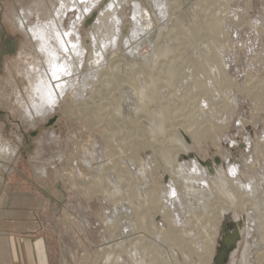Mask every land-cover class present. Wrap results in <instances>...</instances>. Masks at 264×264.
Masks as SVG:
<instances>
[{"label":"rangeland","instance_id":"rangeland-1","mask_svg":"<svg viewBox=\"0 0 264 264\" xmlns=\"http://www.w3.org/2000/svg\"><path fill=\"white\" fill-rule=\"evenodd\" d=\"M9 1L0 0V101L3 95L10 97L9 104L0 103V176L5 178L6 186L0 192V234L5 237H3L5 242L8 240L12 244L10 251L12 259L8 256L7 246L2 239L0 264H106L100 255L105 244L103 242L107 240L101 238L100 231L102 228L112 230L113 225L119 221L117 216H122L125 210L120 209L119 198H114L115 202L104 208L105 202L102 203L91 194L96 189L108 192L119 187L110 177L111 169H107L110 160L116 161L123 171L124 178L127 173L130 176L131 186L123 184L122 191L125 192L127 189L129 193L131 189L130 196L136 190L142 192L144 189L139 194L140 201H134L130 207L134 210L139 207L144 215H148L146 222L148 223L151 219L149 215L156 214L146 209L149 203L145 202L149 197L147 190L157 189L158 196L164 204L168 200L166 198L169 189L164 182L169 178L164 169H169L171 164L166 163L162 169L164 163L159 161L158 157H162L168 150L175 152L174 150L178 149L179 143L172 134L174 130L183 128L200 133L195 142L191 141L190 144L193 146V155L201 158L203 162H213L218 157L223 163L221 157L225 154L224 151L228 150L231 155L230 162L232 164L240 162L243 171H247L245 181L250 182L253 190L258 187L255 194L258 196L253 201L239 202L236 210L241 216V222L246 221V213L254 215L255 230L250 238L253 255L250 260L252 264H264V0H226L228 3H222L223 6L219 5L221 0H201L200 5L194 8L198 17H194V12H191L192 14L189 13V16L192 15L191 19H188L191 0H188L185 6L184 0H174V6L182 4L183 9H180L179 5V7L176 5L175 9L173 7L174 14L178 8L181 12L178 19L175 16L176 25L161 28L160 35H157L156 41L159 44L155 41V45L167 44L169 41L170 49L163 54L161 66L151 69L153 77L151 80L156 79V83L159 84L152 97L144 98V101L149 103L148 112L143 114L140 108L134 105L133 95L127 92L126 87H116L117 84L124 86L126 81L117 78L122 83L116 80L115 85L102 87V92L91 93L86 100L82 99L83 101L75 103V106L68 108L69 105H63L37 125L25 121L19 112L21 107L16 96L22 100L29 92L26 93L28 87H17L24 83V77L17 73L15 62L27 44V38L14 26L15 23L10 21L13 16L21 17L22 4L16 0H12L13 3ZM12 4H15L16 8L9 11ZM131 5L133 15L126 28L125 26L123 28L125 37L119 40V46L123 50L143 42L135 43L136 37H146V34L154 29V22L142 20V16L140 19L136 15L138 13L136 4L132 2ZM138 7L140 8L139 4ZM215 17L223 20L217 32L213 31L216 34L203 24L210 19L213 21ZM211 21L209 23L212 24ZM89 23L90 20L87 24ZM211 40L216 41L219 46L217 55L219 58L221 56L225 63L220 71L214 65L215 62H210V59L204 56L208 55L207 49ZM147 50L148 48H145L140 53ZM201 58L202 60H199ZM172 69L177 70L173 72ZM140 75L139 73L137 76ZM196 80L205 82L207 87L204 86V89L195 87ZM123 97L127 107L125 117L117 114L115 109ZM111 108L114 110L112 113L109 110ZM30 111L33 112V108ZM163 112L168 118L166 129L155 136V130L147 124L149 122L146 117L153 116L151 122H154ZM140 116H145L141 117V120L147 122L137 123L138 127L135 123ZM249 134L254 143L247 151L242 152L245 148L234 143L240 142L243 137L247 138ZM256 143L258 148L254 147ZM233 144L235 146H232ZM179 153H182V150ZM16 156L14 162L7 161ZM85 160L98 164L100 168L87 167ZM33 162H43L47 171L45 177L36 175ZM134 168L145 174L143 178L141 172L135 171ZM93 170L95 171L91 173ZM103 174L108 176L110 184L102 182ZM138 183L140 186H137ZM89 188L94 190L90 193L87 190ZM242 194L250 197V192L242 191ZM218 196L223 206L229 202L226 190L218 192ZM144 197L147 200H144ZM216 202V199L212 200L214 208L217 207ZM81 205L88 207L82 209ZM87 208L89 209L87 220L91 226L86 227L83 233L80 230L83 225L81 213ZM142 208H145L147 213ZM210 209L204 214L193 210L190 212L191 216L188 215L189 219L187 216L186 227L184 225L180 228L181 235L184 236L188 232L186 236L188 239L185 236V239H182L185 240L187 247L178 242L182 236L175 242L165 239L164 233L170 230V226L162 223V217L152 219L153 227L151 225L149 230L140 234L144 235L145 242H150L149 250L154 249L146 250L145 258L149 257L150 252L155 253L159 249L165 258H169L164 264L171 261L173 264H201V258L204 256L199 253L200 247L196 249L194 246L205 243L206 235L210 233L211 222L214 219L211 217L217 211L214 213V209H211L212 211ZM123 216L119 224L125 223L126 215ZM134 222L135 220H132V223ZM125 224L119 225L114 231V235L118 237H114V241L121 237L126 229ZM85 231H88L87 234ZM188 235H192L193 239ZM222 236L221 232V239ZM241 236L239 249L244 240V229ZM71 243L77 246L73 254L68 253L67 249V245ZM239 253L235 257L236 262Z\"/></svg>","mask_w":264,"mask_h":264},{"label":"bare ground","instance_id":"bare-ground-1","mask_svg":"<svg viewBox=\"0 0 264 264\" xmlns=\"http://www.w3.org/2000/svg\"><path fill=\"white\" fill-rule=\"evenodd\" d=\"M16 1H18L19 4H22V14L21 17L13 16L10 21L15 23L14 26H16V28L19 29L27 38V44H25V46L23 47L19 59L15 62V69L17 70V73L20 76L24 77V83L21 86L17 85V87H28L26 89V93L29 92L28 95L25 96V98L22 100H20L21 97L16 96L21 107V109L19 110L20 115L25 119V121L30 124L32 123L33 125H37L41 121H45L47 117L53 115V113L60 109L61 106L69 105L68 108L71 106H75V103H79L80 100L87 98L91 93L96 92V94H99L100 92H102V87L110 85L112 86V84L115 85V81L117 80V78L124 79L126 81L124 83V86L122 84H117L119 86L116 85V87H126L125 89L127 90V92H130L133 95L134 105H137L143 114L148 112L149 103L145 102L144 98L150 96L152 97L154 90L156 89V87H158L157 85L159 84L158 82L156 83V79L151 80L153 78L151 69L160 65L163 54L167 53L168 49H170L168 45L169 41L167 44L163 45H155V41L157 40V35H160L161 33V28H165L170 25H176L175 16L177 17V19L181 16L179 8H182V4H175V6L177 5L176 7H180L174 14L173 7L174 9L176 8L173 4L174 0ZM184 1L185 3L183 5L185 6L188 0ZM200 1L201 0H191L192 6L191 10L188 8L190 10V12H188V16L189 13L194 12L195 7L200 5ZM9 2L13 3L12 0H10ZM132 2L136 4L135 8L138 9V13L136 15L139 16L140 19H142L143 17L142 20H150L154 22V29L150 33L146 34V37H136L135 43H138L140 41L143 42L135 45L133 48L130 46L129 49L123 50L119 46V40H122L125 37L123 28L124 26L126 28V25L130 22L131 15H133L131 14ZM222 3L228 2H226V0H221L219 5H221ZM138 4L140 5V8L138 7ZM13 8H16L15 4H12L10 6L9 11H11ZM153 9H156V11ZM191 14L190 16H192ZM193 16L198 17V14L194 12ZM211 16H213L212 12ZM188 19H191V17ZM211 19H213V17ZM89 20L90 23L88 25L87 22ZM209 22L204 21L203 24H205V27L207 26L208 29L210 28L212 33L216 34L213 31L216 30L217 32V29L219 28L220 24L222 25L223 20L215 17L214 20L211 21L213 22L212 24ZM181 23L182 21H180L179 24ZM156 42L157 44H159L158 41ZM146 43L147 45H145ZM217 47L219 46L216 44V41L213 40L208 47L209 49H207L208 55L205 54L204 56H207L210 59V62H215L214 65L220 71L222 70L225 63L222 61L221 56L219 58V56L217 55ZM145 48H148L147 52L145 51L143 53H140ZM119 51L120 54H118ZM135 57H138V59H134ZM199 60H202V58ZM172 70L173 72H175L177 69ZM139 73L141 75L137 76ZM198 76L200 75L198 74ZM12 79L15 84L14 76ZM147 79H149V81ZM120 83H122V81ZM195 83V87L204 89V86H206L205 82H202L200 80H196ZM208 86L211 87L212 85ZM1 87L3 88V85ZM140 87H142L143 90L140 91ZM159 98H161V96ZM9 102L10 97L8 98L5 95L1 97L0 103L9 104ZM158 102L157 104L160 105V102ZM32 108L33 112L30 111ZM115 109L117 110V114L121 115L122 117H125L127 115L125 97L121 99L120 105ZM109 110L110 113L114 111L112 108ZM154 114L152 113V115ZM159 115L160 116L157 117L154 122H151L153 116L151 118L148 116L146 117L147 121L149 122L147 124H150L149 126H151V128L155 130V136H158V132H160V134L163 133V131L166 129L165 125L168 122L166 113L164 114L163 112ZM141 117L145 116H140L138 119H136L137 122H134L136 125H138L139 122H147L145 120L142 121ZM138 130L139 129H137V131ZM134 134L136 135V133ZM199 134L200 133L194 130H186L185 128L178 129L176 131L174 130L172 137H174L175 140L179 143L178 149H175V152H169L170 150H168V152L163 153L162 157H158V160H161L163 161L162 163H164V166L161 167L162 169L165 168L166 163L171 164L169 169H164L166 171V176H168L169 178V180L166 179L164 182V184L168 185L167 189H169L166 198L168 200L166 204H164V202H162L158 196L157 189H153L152 187L153 190H147L149 191V197H147L148 200L145 197L143 198L144 200H147L145 201L146 203L149 202V205H146L148 206L146 209L148 212H155L156 214L155 216L152 214L154 217L151 216V214L149 215L151 219L149 217L150 221H148V223H146L148 215H144L139 207H137L136 210L130 207L131 203H135L134 201H140L139 196L141 195L139 194L142 193L144 189H142V192H140L139 190L135 191L133 187L135 192H131L132 194L130 196L129 193L131 189L129 193L127 189L125 192L122 191L121 188L124 186L123 184H130V176L127 175V173L125 178L123 177V171L119 168V165H117L115 160H113L115 162L110 160L111 163L108 165L107 169H111L110 177L116 181L117 187H119L114 190L110 189L108 192L104 190L100 191L99 189L94 190V188L87 189L90 193L92 192V190H94V192H92L93 194L91 195L97 197L100 201H102V203L105 202L103 203L104 208H108L110 203H114V198H119L120 202H118V205L120 209L125 210L122 216L126 215L124 218L126 229L122 232V235L121 237H119V239H117L116 241L113 240L114 237L118 238L114 235V231L117 230V227L119 225H124L122 223L119 224V221L123 220L122 216H117V218H119V221H117L115 225H113L112 230L107 231L106 228H102L100 231L101 238L107 240L106 242H103V244L105 243L104 246H102V248L100 247L102 251L100 257L101 259H104V263L164 264V262H166L169 258H165L164 254H162L159 249H157L158 251L156 250L155 253L150 252V254H152H149L148 258H145L144 255V253L147 255V253L145 252L146 250H154L151 247V249L149 250L148 246L151 245H149L150 242H145L146 239L145 237H143L144 235H140L141 233H143V231L149 230L151 228V225L153 227V223L151 222L152 219L162 217V223L168 227L170 226V230H168L167 233H164L165 239H171L175 242L177 241V238L179 239L182 236L180 241L178 242H180L179 244H182L183 247H187V245L185 244V240L182 239H185L184 236L186 237L188 232L183 236L181 235L182 231L180 229L183 228L184 225L186 227L188 223V220H186L187 216L190 214V212L192 213L193 210H198L200 211V213L204 214L205 211H209L210 207L213 206V208L211 207V209H214V213L216 210L217 211L213 215V217H211L214 219L211 222V230L208 234L209 236L206 235L207 239L205 243H196L197 245L194 246V244L193 246L196 247V249L200 247L201 252L199 253L204 256V258H201V264H215L217 253L221 248V232L223 235V227L225 223L229 220H233L235 224L239 223L238 221L241 222V216L238 215V211L236 210V208H238V206L240 205L239 202L244 203L246 200L253 201L254 198L258 196V194L255 195L258 191V187L254 188L253 190L250 182L247 183L245 181V174L247 171H243V167L241 166L240 162H237L235 164H232L230 162L231 155L228 150L224 151L225 154H223L221 157V159H223V163L221 161L219 164H216L215 162L218 157L215 158L213 162H203L201 158L193 155V146H191L190 144L191 141L192 143L195 142V139L198 138ZM136 139L139 140V138ZM191 139H193L194 141ZM237 143L238 145L240 144V147L245 148L242 149V152H245L250 148V146L253 145L254 142L252 137L250 138L249 134L247 138L243 137V140H241L240 142L235 141L234 144ZM234 144L232 146H235ZM257 146L258 144L256 143L254 147L258 148ZM181 150L182 153H179V151ZM43 153H45V151ZM40 157L38 158L42 159ZM16 159L17 156L14 158H10L7 161L14 162ZM251 162L254 163L253 160ZM113 163H115V165ZM85 165L91 169L95 166L96 168H100L98 164L92 163L89 160H85ZM33 166L35 168L36 175L38 174L44 177L45 175H47V171L43 166V162H33ZM139 166L137 168H139ZM3 167L6 168L5 165H3ZM103 167L104 165L101 166V168ZM134 170L140 171L142 178L143 175H145L140 169L136 170L134 168ZM94 171L95 170H93L91 173H93ZM101 180L107 185L110 184L109 178L108 176H106V174H103ZM129 186H131V184ZM137 186H140V183H138ZM5 187V178L0 176V192L4 190ZM222 190H226V193L229 197V202L224 204V206L220 203L218 196V192ZM242 191L250 192V197L247 198L243 196ZM213 199L217 200V207H215L216 209L214 208L215 205L212 204ZM208 201L209 203H207ZM81 206L82 209L88 207L86 205ZM146 209L142 208L143 211L145 210V213H147ZM211 209L210 211H212ZM88 213V208L87 210L85 209L83 213H81L83 216V219L81 220L83 225H81L82 227L79 228L82 232L84 231V229H86V227L91 226L90 222H88L87 220L89 219ZM209 214L211 213L209 212ZM108 218L112 219L110 217ZM132 220H135V222L132 223ZM242 223L243 226L238 232V235H241V231L244 229V240L241 245V249H239L240 241L237 243L238 239L234 240L235 242L233 241L232 244L235 243L236 246L237 243V246L231 253L227 264H252L250 257H252L253 255H251V251L253 248L250 242V238L253 234V230H255L254 215L246 213V221L244 220V222ZM87 232L88 231H85V234H87ZM162 233L161 236H163ZM3 237L4 236L0 234V241L3 239ZM191 238L193 239V237ZM2 241H4V239ZM151 243L153 244V242ZM155 243L157 244V242ZM4 244L7 246L8 256L12 259V254L10 252L12 246L11 242L6 240V242L4 241ZM76 248L77 246L75 244L71 243V245H67V249L69 251L68 253L71 252L73 254L74 252H76ZM193 250L194 252L196 251L194 248ZM193 250L191 251L193 252ZM238 253L240 254V256L238 257V261L236 262L235 257Z\"/></svg>","mask_w":264,"mask_h":264},{"label":"water","instance_id":"water-1","mask_svg":"<svg viewBox=\"0 0 264 264\" xmlns=\"http://www.w3.org/2000/svg\"><path fill=\"white\" fill-rule=\"evenodd\" d=\"M215 162L216 164H219L220 160L216 159ZM238 222L239 223L235 224L232 220H229L225 223L223 227V237L221 241V248L217 253L215 264H227L231 253L233 252V250H235L237 243L241 240L240 239L241 235H238V232L240 228L243 226L242 225L243 223L240 221ZM234 240H237L236 246H235V243L232 244Z\"/></svg>","mask_w":264,"mask_h":264}]
</instances>
